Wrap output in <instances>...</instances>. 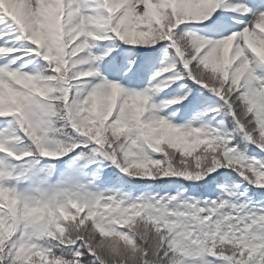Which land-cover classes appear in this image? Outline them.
<instances>
[{
    "label": "snow or ice",
    "instance_id": "1",
    "mask_svg": "<svg viewBox=\"0 0 264 264\" xmlns=\"http://www.w3.org/2000/svg\"><path fill=\"white\" fill-rule=\"evenodd\" d=\"M0 264H264V0H0Z\"/></svg>",
    "mask_w": 264,
    "mask_h": 264
}]
</instances>
